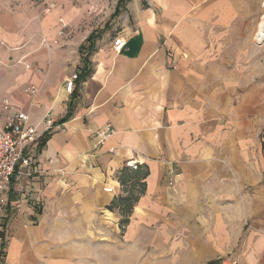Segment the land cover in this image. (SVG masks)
<instances>
[{
  "label": "crops",
  "instance_id": "crops-1",
  "mask_svg": "<svg viewBox=\"0 0 264 264\" xmlns=\"http://www.w3.org/2000/svg\"><path fill=\"white\" fill-rule=\"evenodd\" d=\"M14 1L0 0V53L21 56L0 58L10 68L0 71V129L4 99L35 126L51 111L57 128L34 155L38 174L11 186L1 264H75L83 256L98 264L103 250L107 264L255 257L264 243V94L242 90L241 75L208 56L224 46L226 0H129L115 36L124 48L95 45L92 74L75 83L70 109L63 85L81 64L57 59L54 48L67 36L43 44L56 38L46 17L18 44ZM23 63L48 66L46 79L24 68L39 108L20 99L11 67ZM108 124L114 133L98 146L91 134ZM130 195L137 199L126 216L111 208Z\"/></svg>",
  "mask_w": 264,
  "mask_h": 264
},
{
  "label": "rangeland",
  "instance_id": "rangeland-1",
  "mask_svg": "<svg viewBox=\"0 0 264 264\" xmlns=\"http://www.w3.org/2000/svg\"><path fill=\"white\" fill-rule=\"evenodd\" d=\"M262 1L226 0L225 8L231 11L232 17L227 20L226 34L223 39L224 46H220L218 50L210 49L208 53L209 57L218 59L227 73L241 75L242 78L235 81L236 85H240L242 90L250 89V86H256L259 96L264 94V34L258 31L257 26L262 11ZM117 3L118 0H16L11 3L10 10L16 17L20 37L17 43L25 44L27 42L26 31L29 32L33 29L36 33L40 21L47 17L50 19V40L54 38L53 35L59 28V22L65 25L67 38L62 40L59 46L54 47L60 53L57 55V59H67L71 63L73 61L80 63L81 67L78 71L84 67L83 59H87L88 65L91 67V54L89 56L87 54L88 38L92 37L95 45L98 46L103 42L112 43L121 28L123 18L127 16L129 0H126V5L119 15L115 16ZM217 9L218 7L215 10ZM214 21L212 16L210 25H213ZM26 50L29 52V49ZM20 57L6 55L5 50L0 53V58H3L5 62L11 58L18 61ZM46 59L50 63L49 59L51 61V58L47 56ZM9 69L3 64L0 66L2 72ZM11 69V72L19 79L18 86L22 85L19 88L21 96L19 97L21 100H25L23 91L29 86L23 79L28 75L30 77L32 75L21 64L11 67ZM78 71L75 73L77 74ZM47 76L43 78L46 79ZM261 137L262 134L259 133L258 139L260 141ZM261 143L259 148L261 153L264 154V142ZM259 169L264 170V164ZM2 243L3 238L0 233V264L4 254ZM256 249L258 252L255 257H231V254H228L216 262L205 264H264V243L263 245L257 243ZM99 254L98 264H107L104 250ZM72 260L75 264H90L88 256H83L82 259L75 257ZM163 264H170V262L163 259Z\"/></svg>",
  "mask_w": 264,
  "mask_h": 264
},
{
  "label": "built area",
  "instance_id": "built-area-1",
  "mask_svg": "<svg viewBox=\"0 0 264 264\" xmlns=\"http://www.w3.org/2000/svg\"><path fill=\"white\" fill-rule=\"evenodd\" d=\"M59 28L56 32V38L50 41L42 39L47 47L56 46L59 40L65 36V25L59 22ZM125 46V41L121 37H115L112 43V49L115 53H120ZM20 63V62H19ZM26 70H32L37 76L45 77L48 66L33 67L30 64H24ZM77 74L71 75L64 81V91L71 97L75 90ZM23 96L29 103V107L39 108L36 103L39 96V88L29 86L24 89ZM5 119L3 128L0 129V217L6 214L8 195L12 184L22 178H32L38 174L33 167V160L40 141L45 135L57 128L56 121L51 111H47L38 126L30 123V115L19 105L11 103L8 99L3 100ZM114 133L111 125L92 132L91 136L97 140L98 146L103 145ZM112 152V151H111ZM130 169H135L134 162L126 163ZM234 264V263H233Z\"/></svg>",
  "mask_w": 264,
  "mask_h": 264
},
{
  "label": "trees",
  "instance_id": "trees-1",
  "mask_svg": "<svg viewBox=\"0 0 264 264\" xmlns=\"http://www.w3.org/2000/svg\"><path fill=\"white\" fill-rule=\"evenodd\" d=\"M125 5H126V0H118L117 8H116L114 15L118 16L119 13L124 9ZM89 43H91V44H89ZM94 48H95V43L93 41V38L90 37V38H88V53H87L88 56L93 53ZM83 62H84V67L82 69H80L77 73V80H76L77 84L84 82L92 74V68L90 67V65H88L87 59H83ZM73 95H74V93L72 94V96L70 98L71 100L69 102L70 103L69 109L72 106V101L75 99V97ZM69 114L70 113H68L66 115V118L69 117ZM44 143H45V141L43 140L40 146H43ZM136 199H137L136 197H134L133 195H130L126 198L119 199L117 202H114L112 204L111 208L118 206L120 208L121 214L123 216H126L130 212V209L132 208V205L135 203ZM122 223L126 224L127 219H124L122 221Z\"/></svg>",
  "mask_w": 264,
  "mask_h": 264
},
{
  "label": "bare ground",
  "instance_id": "bare-ground-1",
  "mask_svg": "<svg viewBox=\"0 0 264 264\" xmlns=\"http://www.w3.org/2000/svg\"><path fill=\"white\" fill-rule=\"evenodd\" d=\"M261 8H262V11H261L260 18H259V21L257 23V26H258V31L261 34H264V0L261 3Z\"/></svg>",
  "mask_w": 264,
  "mask_h": 264
}]
</instances>
